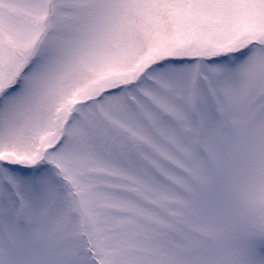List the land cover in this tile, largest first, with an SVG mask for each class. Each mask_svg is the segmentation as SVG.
Listing matches in <instances>:
<instances>
[{"label": "snow or ice", "instance_id": "1", "mask_svg": "<svg viewBox=\"0 0 264 264\" xmlns=\"http://www.w3.org/2000/svg\"><path fill=\"white\" fill-rule=\"evenodd\" d=\"M0 264H264V0H0Z\"/></svg>", "mask_w": 264, "mask_h": 264}]
</instances>
